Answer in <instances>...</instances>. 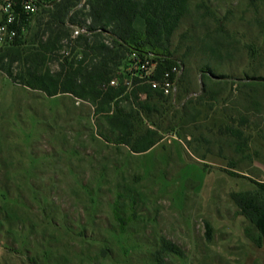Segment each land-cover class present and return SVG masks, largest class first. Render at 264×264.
Listing matches in <instances>:
<instances>
[{"label":"rangeland","instance_id":"1","mask_svg":"<svg viewBox=\"0 0 264 264\" xmlns=\"http://www.w3.org/2000/svg\"><path fill=\"white\" fill-rule=\"evenodd\" d=\"M170 50L183 69L175 107L144 159L104 139L98 103L47 96L0 69V264H159L161 236L183 250L162 264H264L235 198L264 204V0H189ZM136 61L157 65L128 57L114 85L128 94L144 81ZM147 128L137 117L136 133Z\"/></svg>","mask_w":264,"mask_h":264},{"label":"trees","instance_id":"2","mask_svg":"<svg viewBox=\"0 0 264 264\" xmlns=\"http://www.w3.org/2000/svg\"><path fill=\"white\" fill-rule=\"evenodd\" d=\"M188 4L189 0H52L37 13V28L30 39L22 41L21 35L0 49V69L14 81L47 96L70 94L98 103L97 112L105 114L107 125L104 139L128 147L133 154L146 153L161 141L157 130L175 107L174 97L154 89L146 80H133L129 94L124 83L112 86L111 82L121 78L120 67L133 54L155 58L157 65L150 80L161 82L175 63L171 39ZM77 28L85 32L75 36ZM52 63L58 70H51ZM15 64L19 69L16 74L12 70ZM202 72L213 77L209 68ZM218 79L225 81L227 77ZM208 100L213 101V96ZM122 101L128 109L120 107ZM141 115L153 128L136 133V118ZM235 198L264 240V204L246 195ZM205 227L210 239L211 226L206 223ZM164 254L181 257L183 250L161 236L155 261L162 264Z\"/></svg>","mask_w":264,"mask_h":264},{"label":"built area","instance_id":"3","mask_svg":"<svg viewBox=\"0 0 264 264\" xmlns=\"http://www.w3.org/2000/svg\"><path fill=\"white\" fill-rule=\"evenodd\" d=\"M52 0H0V48L12 44L17 37L24 35L30 19L36 15L41 7L48 6ZM84 33V29H75L74 35ZM143 70L142 79L151 84L154 89H160L165 95L170 96L176 92L178 78L182 73V67L175 66L163 74L161 82L150 80L149 62H137ZM116 84L115 80L111 85Z\"/></svg>","mask_w":264,"mask_h":264},{"label":"crops","instance_id":"4","mask_svg":"<svg viewBox=\"0 0 264 264\" xmlns=\"http://www.w3.org/2000/svg\"><path fill=\"white\" fill-rule=\"evenodd\" d=\"M160 146V144L158 143L156 146H154L151 150H149L146 153L141 154L142 159H144L146 156H149L152 152H154L156 150V148H158ZM203 161V160H200ZM143 164V162H142Z\"/></svg>","mask_w":264,"mask_h":264}]
</instances>
